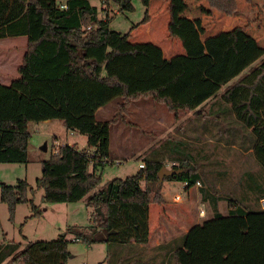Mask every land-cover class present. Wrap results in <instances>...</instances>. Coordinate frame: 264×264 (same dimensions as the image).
<instances>
[{
  "label": "trees",
  "instance_id": "trees-1",
  "mask_svg": "<svg viewBox=\"0 0 264 264\" xmlns=\"http://www.w3.org/2000/svg\"><path fill=\"white\" fill-rule=\"evenodd\" d=\"M91 1L95 0H0V40L26 39L18 77L8 85L0 84V164H27L31 122L58 121L67 131L84 136L87 149L64 145L42 163V175L36 180V189L43 190L42 202L69 204L88 196L87 205L104 216L96 214L106 241L129 246L133 242V248L141 251L138 246L149 242V206L163 204L157 177L164 166L161 155H170V160L180 163L172 168L182 170L163 182L182 183L186 190L202 178L199 161L181 141L167 139L161 146L164 152L149 156L135 175L113 179L100 190L101 173L112 164L111 126L131 125L126 105L116 104L114 117L106 121L97 120L96 112L112 103L113 97L125 103L151 99L177 120L181 112L195 111L219 97L199 114L218 122L231 119L247 130L248 148L262 182L248 174L250 183L239 199L227 194V215L216 212L214 221L204 220L181 239L150 252L165 250L164 257L173 264H264V209L259 204L264 198V60L255 65L264 49L239 27L204 41L197 31L187 30L180 38L184 54L165 59L158 46L131 43L129 33L112 31L109 16L99 19ZM105 1L120 10L133 9L130 0ZM150 1L141 0L144 7ZM206 1L223 10V1L232 6L236 0ZM147 20L146 12L142 24ZM193 146L207 159L218 183H230L218 170L220 162L209 158L217 155L218 146L210 152L196 143ZM0 189V201L10 218L19 204L30 205L32 214L27 219L41 215L28 196L32 189L25 180L14 186L1 184ZM200 193L206 200L207 191L200 189ZM248 194L254 202L245 203ZM218 202L212 197L214 206ZM85 237L78 233L76 240ZM68 243L61 236L24 248L0 245V264H67Z\"/></svg>",
  "mask_w": 264,
  "mask_h": 264
},
{
  "label": "rangeland",
  "instance_id": "rangeland-1",
  "mask_svg": "<svg viewBox=\"0 0 264 264\" xmlns=\"http://www.w3.org/2000/svg\"><path fill=\"white\" fill-rule=\"evenodd\" d=\"M130 4L132 11H125L120 10L112 2L91 1V5L97 8L99 19H104L106 14L109 16V27L112 31L122 34L129 33L131 43H152L160 46L163 48L165 59L184 54L180 38L187 30L197 31L201 40L204 41L211 36L239 27L264 49V0L249 2L236 0L232 6L227 1H223V10L215 8V3L212 4L206 0H151L148 7H144L141 0H130ZM146 12L148 20L142 24ZM82 33L83 29L78 32V38H81ZM25 46L24 37L0 40V59L7 57V65L2 72L6 77H12L11 81L18 77L16 69L21 64ZM14 50L18 51L17 58ZM262 60L264 56L255 65ZM139 101L163 121H172V118H168L164 105L154 103L151 99ZM206 111L207 109L202 112ZM186 115L187 113L178 116L175 127H170L171 131L179 135L178 137L182 134H189L190 126L186 123ZM198 115L197 127H194L196 134L201 135L198 143L208 148L209 152L214 149L215 145L218 146L217 155L209 158L213 162H220L218 170L225 173V178L230 183L220 185L207 159L200 156V153L197 156L192 151L194 143L190 139H183L182 143L194 153L199 161L198 171L202 178L199 186L191 188V194L187 197L189 201L187 206H183L181 201H175L174 196L184 193L181 190V184L165 180L161 194L167 201L166 206L163 204L149 206L150 217L155 223L164 213V217L170 213L178 217H199V208L204 209V218L200 221L214 217V212H218L212 203L214 196L219 198L217 207L220 213L227 215L228 204L225 198L228 197V193H230V199L237 200L250 183V176L254 177L257 183L262 182L261 170L252 155V150L248 148L250 145L247 130L231 119L227 121L220 119L218 122L207 114L205 117L202 114ZM111 117L112 115L102 117L98 114L96 118L99 121H106ZM133 122L137 124L134 127L137 128L138 133L148 134L152 131L156 133L154 134L156 137L155 139L136 138L128 143L118 142L114 139V130L111 126L110 134L112 133L113 137L110 141V161L112 164L105 166L101 173L100 190L104 189L113 179H125L135 175L139 171V164H144V161L150 159L151 155L164 152L161 148L162 144L168 137L172 138L171 134H167L170 132L166 133L161 124H152L143 119ZM231 131L233 133H230ZM28 132L30 138L27 146V164H0V186L1 184L14 186L18 180H25L32 189L28 196L33 198L41 215L27 219L32 214L30 205L19 204L15 208L13 217L10 218L6 204L0 201V245L14 243L24 248L29 243L48 242L65 236L69 241L68 251L71 255L67 264H173L168 256L164 257L165 250L159 253L148 250L137 251L133 246L107 242L106 233L100 228V219L96 216V210L87 205L88 196L76 203H43V190L36 189V180L41 177L43 171L42 163L49 161L64 145L76 142L79 149L87 147L86 138L80 134L71 136L58 121H52L50 124L31 122ZM44 144H46L45 151L43 150ZM139 145L142 146L141 149ZM160 161L164 163V166L169 165V168L180 164L177 161L167 163L164 159ZM200 189L207 191L206 200H202ZM253 199L252 194H248L245 203L254 202ZM193 200L194 204H191ZM263 202L264 198L259 199L262 208ZM232 203L235 204V201ZM22 224L23 226L20 227ZM78 233L85 234V239L76 240ZM8 264L20 263L9 262Z\"/></svg>",
  "mask_w": 264,
  "mask_h": 264
},
{
  "label": "crops",
  "instance_id": "crops-1",
  "mask_svg": "<svg viewBox=\"0 0 264 264\" xmlns=\"http://www.w3.org/2000/svg\"><path fill=\"white\" fill-rule=\"evenodd\" d=\"M10 39H14V38H10ZM154 45H156V44H154ZM158 47L162 50L163 55H164L163 48H161L160 46H158ZM14 53H15L14 55L17 58L18 57V55H17L18 51L14 50ZM11 55H13V54L11 53ZM6 59H7V57L0 59V84H3V85L9 84L11 79H12V77H6L5 73L2 72V70H4L6 68V65H7ZM168 59H170V58H168ZM217 99H219V97H217L213 101H209V102L205 103L204 105H202L201 108H199L195 111L181 112V114L179 116L187 113V115H186L187 118L185 120H186L187 125L190 126L189 134L188 135L182 134L183 137L181 135H180V137H178L179 135L176 134L175 132L171 131L172 128L170 129L171 126L175 127V125L177 123V120L174 119L172 114H170L166 111L168 118H170V119L172 118V121L171 120H169L168 122H166L165 120L163 121L157 114L151 112V109H147L145 106H143L141 101H138L135 103H125V102H122L120 99L113 97L112 103L100 108L96 112V117L98 116V114H100L102 117H108V116L112 115V117L109 118V119H112L115 115V105L116 104L126 105V107L128 109V112L126 114L127 122L131 126H127L122 122H117L116 124H114L112 127L114 130L115 141L128 143L132 140H135L136 138H138V139L145 138L146 139L147 137H150L151 139H155L156 135H154V134H156V133H153L151 131V132H148V134L147 133L140 134V133H138L137 128L134 127L137 125L135 123L136 121L133 122L134 120L143 119L144 121L147 120V122L152 123V124L153 123L161 124L163 126V128H165L166 133L170 132L167 134H171L170 136L172 137V139H176V140H179L181 142H183V139H190L191 142L196 143L198 146H200L201 144H199L198 141H199V138L201 135L196 134L197 131H196V128H194V127H197V122H198L197 118H199V115H198L199 111L202 112L205 109L208 110L211 107V104L214 101H216ZM202 116L205 117L206 114H204ZM179 118H181V117H179ZM51 122L52 121H45V122H41V123L50 124ZM67 132H69V134L71 136H74L77 134L76 132H71V131H67ZM131 132H134V133H131ZM112 137H113V135L111 133L110 138H109L110 141L112 140ZM167 139H171V138L168 137ZM74 143L76 144V142H74ZM69 145H73V144H69ZM139 147L141 149L142 146L139 145ZM193 148H194V150L192 149V151L197 156H199L198 153H200V152L197 150V148H195V147H193ZM82 149H87V147L82 148ZM206 149L208 150V148H206ZM161 156L163 157L164 160H166L167 163H169L168 161H174L175 162V160H170V159H172L170 155L162 154ZM200 156H201V153H200ZM165 167H167L168 169H173V168H169V165H165ZM163 184H164V182H163ZM163 184H162V187H163ZM180 184H181V190L184 191L183 194L179 195L180 201H181L180 203L184 204L183 206H187L189 203V201L187 200V197L191 194V191H190L191 189L186 190L185 188H183L184 184H182V183H180ZM162 198H163V196H162ZM166 202L167 201L163 198V205L166 206ZM191 204H194V200L191 202ZM214 209L220 213L219 207L214 206ZM215 213L216 212H214V214ZM164 216H165V213L162 215V217H158V221H156V223H155L149 214V242L146 245H139L138 246L139 248H142L144 250H148L150 252L151 250L158 248L159 246L162 247V246L169 245V244L173 243L175 240L181 239V237H183L189 231V229L192 226L197 225V224H201L202 221H200V219L204 218V217H195V218L178 217V216H174V214H172V213H170L167 217H164ZM209 219L214 221L215 217H210ZM191 221H193V222L190 223ZM154 223H155V227H154V233H153L152 229H153ZM130 245L133 246V242ZM6 264H8V262Z\"/></svg>",
  "mask_w": 264,
  "mask_h": 264
},
{
  "label": "water",
  "instance_id": "water-1",
  "mask_svg": "<svg viewBox=\"0 0 264 264\" xmlns=\"http://www.w3.org/2000/svg\"><path fill=\"white\" fill-rule=\"evenodd\" d=\"M59 4V3H57ZM120 34V32H117ZM43 150H46V144H44ZM182 173V170H176V169H168L167 167L163 166L160 171L158 172V185L161 186L163 183L164 178L166 177H173L178 174ZM96 214L99 215L102 219L104 218L103 214L101 213L100 209H96Z\"/></svg>",
  "mask_w": 264,
  "mask_h": 264
},
{
  "label": "built area",
  "instance_id": "built-area-1",
  "mask_svg": "<svg viewBox=\"0 0 264 264\" xmlns=\"http://www.w3.org/2000/svg\"><path fill=\"white\" fill-rule=\"evenodd\" d=\"M62 8H65V6H63ZM144 164H139V168H143ZM185 186V185H184ZM195 186H199V182H197L195 184ZM175 201H180V197L179 196H175ZM263 205V209H264V202L262 203ZM204 216V209L203 208H199V217H203Z\"/></svg>",
  "mask_w": 264,
  "mask_h": 264
},
{
  "label": "bare ground",
  "instance_id": "bare-ground-1",
  "mask_svg": "<svg viewBox=\"0 0 264 264\" xmlns=\"http://www.w3.org/2000/svg\"><path fill=\"white\" fill-rule=\"evenodd\" d=\"M183 188H185V186Z\"/></svg>",
  "mask_w": 264,
  "mask_h": 264
}]
</instances>
